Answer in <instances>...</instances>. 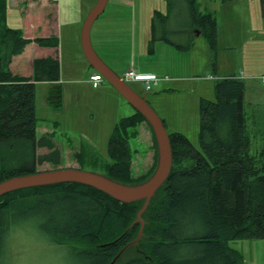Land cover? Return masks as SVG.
I'll list each match as a JSON object with an SVG mask.
<instances>
[{
	"label": "trees",
	"instance_id": "1",
	"mask_svg": "<svg viewBox=\"0 0 264 264\" xmlns=\"http://www.w3.org/2000/svg\"><path fill=\"white\" fill-rule=\"evenodd\" d=\"M167 1V15L155 10L151 20L150 49L158 40L189 48L193 32L199 30L215 50L216 16L202 11L198 0ZM179 1L184 3L183 7L179 5L182 12L178 13L183 14L179 25L187 26L170 27L167 21ZM260 1L264 18V0ZM30 4L36 27L25 34L23 29L7 25L8 0H0V181L40 171L38 165L43 163L58 168L62 160L55 134L38 136L35 104L37 82L61 78L59 56L50 55L59 47V37L47 15L55 9L56 1L31 0ZM37 26H44L42 34H38ZM188 32L190 42L183 43V35ZM215 87L216 99L201 98L200 102L202 149H197L184 133L169 132L173 152L170 175L142 215L145 224L141 239L114 264H241L237 251L228 242L264 239V131L262 143L257 145L248 132L246 85L242 79L224 76ZM56 92L59 90L53 96L58 94L60 98ZM143 122L152 132L155 161L146 175L136 177L131 141L137 138ZM42 147L48 151L39 152ZM76 156L83 159L80 154ZM108 156L105 175L119 182L136 184L153 173L158 157L156 139L151 125L136 109L117 122L108 141ZM93 159L100 161L99 157ZM45 190H50L56 199L74 202L63 215L62 227H57L63 234H51L53 240L77 249L91 259V264H109L139 234L141 223L136 219L144 200L120 202L80 183L20 189L0 196V264H11L2 256L1 247L18 221L15 208L42 197L39 192ZM130 250L133 253L129 254Z\"/></svg>",
	"mask_w": 264,
	"mask_h": 264
},
{
	"label": "rangeland",
	"instance_id": "2",
	"mask_svg": "<svg viewBox=\"0 0 264 264\" xmlns=\"http://www.w3.org/2000/svg\"><path fill=\"white\" fill-rule=\"evenodd\" d=\"M54 1L58 4L47 15L49 25L52 30L57 31L59 37L57 54L64 80L56 85L45 82L36 84L38 136L43 134L44 127L52 128L54 121L59 124L54 127L57 135L60 137L63 134L64 140L87 138L83 133L87 130H92L93 135L98 132L100 140L92 141L87 138L90 141L86 143L96 150L95 155L100 161L95 162L88 156L80 160L71 150L63 148L58 167H76L106 174L109 136L120 118L129 116L135 112V108L105 79V89L92 90L77 83L80 80H89L95 71L83 53L81 30L86 16L97 0ZM198 2L202 11L212 12L217 18L218 41L215 50L206 36L196 30L192 49L184 52L182 58L175 62H172L173 52L168 53L167 44H162L164 48L155 57L140 52L144 48V40H148L155 10L167 15L170 7L167 0H109L105 11L92 27L91 37L96 51L120 76L134 62L142 70L151 68L155 63L156 67H153L159 72L163 71L155 75L164 80H167L165 77L171 79L167 83L160 81L149 91L141 83L130 82V85L140 94H146L148 102L164 120L169 132L184 133L201 150V98L215 100L217 81L231 72L237 76L241 72L255 76L264 74V18L260 0ZM179 5L183 7L184 3L179 1L175 5L173 14L167 21L170 27L187 26L179 25L182 21L180 17L183 16L178 13L182 12ZM22 12L21 6H12L11 0H8L7 25L24 30L26 14ZM155 21L160 22L157 19ZM36 30L38 34H42L44 26H37ZM100 32L105 36L106 46L102 49L98 47L97 41ZM172 65L178 66L179 71L177 68H170ZM176 76L182 78H175ZM55 86L58 87L53 88ZM57 90L60 98L58 94L53 96ZM247 107L248 104H245V114ZM246 117L249 123L253 122L254 117L248 109ZM257 119L263 121L262 117ZM261 123L256 120L254 126L248 124V132L257 145L262 143L261 129L258 128ZM2 125L3 121L0 119V127ZM138 130L137 138L131 141L135 152L133 173L136 177L146 175L155 161L150 128L143 122ZM47 151V148L40 150L42 153ZM38 168L48 170L55 167L51 163H43ZM40 193L43 194L42 197L24 202L15 208L14 217L18 221L12 227L8 242H2V256L7 257L11 264H91V259L86 255L78 253L70 245L56 243L51 236L53 233L63 234L58 232L57 227H62L63 215L67 214L74 202L54 198L50 190ZM228 243L237 251L241 264H264V239L242 238L230 240ZM130 251L129 254L133 253Z\"/></svg>",
	"mask_w": 264,
	"mask_h": 264
},
{
	"label": "water",
	"instance_id": "3",
	"mask_svg": "<svg viewBox=\"0 0 264 264\" xmlns=\"http://www.w3.org/2000/svg\"><path fill=\"white\" fill-rule=\"evenodd\" d=\"M109 0H97L86 16L81 30V47L89 64L107 80L137 111L149 122L154 132L157 144V163L153 173L143 182L127 184L110 178L105 174L84 170L76 167H58L40 170L33 173L11 176L0 181V196L25 188L48 186L60 183H80L95 187L114 197L120 202L131 203L144 200L137 213L136 221L141 223L139 234L135 240L128 243L114 257V262L131 245H135L143 235V213L151 199L168 179L172 165L173 152L169 131L164 120L148 102L146 94H140L130 83L121 76L96 51L91 37L92 27L99 16L105 11Z\"/></svg>",
	"mask_w": 264,
	"mask_h": 264
},
{
	"label": "crops",
	"instance_id": "4",
	"mask_svg": "<svg viewBox=\"0 0 264 264\" xmlns=\"http://www.w3.org/2000/svg\"><path fill=\"white\" fill-rule=\"evenodd\" d=\"M30 1L31 0H11V5L12 6H21V9L23 11L22 13L26 14L25 27H24V33L25 34H27L26 31L34 29L36 27L35 26L36 23L31 20V16H30L32 8H33L32 5L30 4ZM56 4H58L57 1H56ZM102 33L103 32H100L98 34V36H97L98 47H100V49H102V47L106 46V45L104 46L105 36ZM151 33H152V31H151V27H150V33H149L148 40L147 39H146V41L144 40V48L140 50V52H142L143 55H147V56H150V57H155V56H157L159 54L160 50H162L164 48L162 44H167L166 46H167L168 53L171 54V52H173L172 58L174 60H172V62H175L179 58H182L181 56H183L185 54L184 52H186V51L188 52V51H190L192 49L193 42H192V45L190 44L191 46L189 48H180V47L176 46L175 44H172L170 42H166V41H163V40L156 41L154 43V45H153V49H150V41H151V38H152L151 37ZM195 33L196 32H193V36H194ZM199 34H201V33L199 32ZM190 36H191V34L189 32L185 33L183 35L182 42L183 43H187V42L189 43L190 42ZM193 41H194V38H193ZM57 50H58V48L51 50L50 55L56 54ZM172 50H174V51H172ZM152 60H154V59H152ZM154 64L155 63H153V66H154ZM153 66H151V68H149V69L142 70L141 68L137 67L135 65V62H134V65L131 66V68L135 69L136 71H138L140 73L157 74V73H162L163 72V71L159 72V70L157 68H154L156 66H154V67ZM188 66H189V63H188ZM170 68H172V69L177 68V70L179 71V67L176 66V65L175 66L172 65V67H170ZM182 68L184 69V64H183ZM181 71H184V70H181ZM166 75H169V74H166ZM229 75H236V74L231 72ZM262 76H264V74H260L258 76H255L254 74H246L245 72H241L240 75L237 76L238 78L242 79L244 81L245 85H246L245 104H248L247 109H248L249 113L252 115V117H254V120H253L252 123H249V120L246 117L247 125L249 124L251 126H254V124L256 123V120H257V123H261L262 122L260 124V126L258 127L259 130L261 129L260 132L264 131V81L262 80ZM179 77L182 78V76H179ZM179 77L176 76L175 78H179ZM61 80H64L62 78V76H61L60 80H58L56 82H51V81L50 82L49 81H41V82H45V83H49V84H59ZM170 80H168V79L164 80L163 79L162 82L167 83ZM69 81H73V79H69ZM38 83H40V82H37V84ZM77 83L84 84L85 86H87L88 88H90L92 90H98V89H101V88H104V89L106 88L103 85V81L97 87H94L92 82L90 81V78L87 81H84V80L77 81ZM261 84L263 85V87H261L262 86ZM253 107H256V108L253 109ZM247 109H246V116H247ZM36 114H37V109H36ZM37 117H38V115H37ZM257 117H262L263 121H259L257 119ZM38 120H39V118H38ZM53 124L54 125L50 124L52 126V128L51 127H44L42 135L48 134V133H52V132L55 134L54 142L56 144V147L61 151L62 156H63V151H64L63 148H64L65 150H71L72 154L76 158H77V156H76L77 154H80L81 155L80 157H84V156L87 157L88 156V157H91L92 159L97 157L95 155V151L96 150L93 147L90 148L89 145H87L86 141H90V140L96 141L98 139L100 140L99 136H97L98 132L95 133L96 135H93L92 134L93 133L92 130L91 131H88V130L84 131L83 132L84 135L87 138H89L90 140H88L87 138L79 139V140L70 139L69 138L67 140H64L62 137H65V136H63V134H62L59 137V135H57L56 129H54V127L59 126L58 122L54 121ZM37 130H38V128H37ZM37 133H38V131H37ZM42 135H40V136H42ZM109 138H110V136H109ZM42 148H45V147H42ZM40 150H41V148L39 149V152H40ZM87 154H89V155H87Z\"/></svg>",
	"mask_w": 264,
	"mask_h": 264
},
{
	"label": "built area",
	"instance_id": "5",
	"mask_svg": "<svg viewBox=\"0 0 264 264\" xmlns=\"http://www.w3.org/2000/svg\"><path fill=\"white\" fill-rule=\"evenodd\" d=\"M121 78L128 83H141L144 85V88L147 91L152 90L154 86L158 85L159 82L163 80V78L160 76L150 73H140L133 68H130L125 71ZM165 78L168 79V77ZM103 80L104 77L99 72H93V74H91L90 76V81L92 82L94 87H97ZM262 80L264 81V76H262Z\"/></svg>",
	"mask_w": 264,
	"mask_h": 264
}]
</instances>
